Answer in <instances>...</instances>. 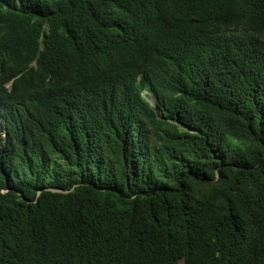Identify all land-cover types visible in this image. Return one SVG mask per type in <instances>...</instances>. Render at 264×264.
<instances>
[{
    "label": "trees",
    "instance_id": "1",
    "mask_svg": "<svg viewBox=\"0 0 264 264\" xmlns=\"http://www.w3.org/2000/svg\"><path fill=\"white\" fill-rule=\"evenodd\" d=\"M0 264H264V0H0Z\"/></svg>",
    "mask_w": 264,
    "mask_h": 264
},
{
    "label": "rangeland",
    "instance_id": "2",
    "mask_svg": "<svg viewBox=\"0 0 264 264\" xmlns=\"http://www.w3.org/2000/svg\"><path fill=\"white\" fill-rule=\"evenodd\" d=\"M147 99H148L149 102H152L153 101V99H152L151 96H149V97L147 96Z\"/></svg>",
    "mask_w": 264,
    "mask_h": 264
}]
</instances>
